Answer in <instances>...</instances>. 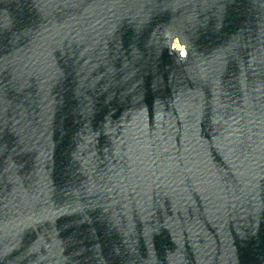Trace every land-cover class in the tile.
Returning <instances> with one entry per match:
<instances>
[{
    "label": "water",
    "instance_id": "water-1",
    "mask_svg": "<svg viewBox=\"0 0 264 264\" xmlns=\"http://www.w3.org/2000/svg\"><path fill=\"white\" fill-rule=\"evenodd\" d=\"M0 264H264V0H0Z\"/></svg>",
    "mask_w": 264,
    "mask_h": 264
},
{
    "label": "clouds",
    "instance_id": "clouds-1",
    "mask_svg": "<svg viewBox=\"0 0 264 264\" xmlns=\"http://www.w3.org/2000/svg\"><path fill=\"white\" fill-rule=\"evenodd\" d=\"M172 47H173L174 49L179 50V53H180L181 57H183V56L186 54L184 48L181 46L180 43H178V42H174V43L172 44Z\"/></svg>",
    "mask_w": 264,
    "mask_h": 264
},
{
    "label": "rangeland",
    "instance_id": "rangeland-1",
    "mask_svg": "<svg viewBox=\"0 0 264 264\" xmlns=\"http://www.w3.org/2000/svg\"><path fill=\"white\" fill-rule=\"evenodd\" d=\"M174 42H178L177 39H175V40L173 41V43H174ZM178 43H179V42H178ZM181 46H182V45H181ZM182 47H183V46H182Z\"/></svg>",
    "mask_w": 264,
    "mask_h": 264
},
{
    "label": "bare ground",
    "instance_id": "bare-ground-1",
    "mask_svg": "<svg viewBox=\"0 0 264 264\" xmlns=\"http://www.w3.org/2000/svg\"><path fill=\"white\" fill-rule=\"evenodd\" d=\"M174 40H175V39H174ZM174 40H173V41H174ZM172 44H173V43H172ZM183 48H184V47H183Z\"/></svg>",
    "mask_w": 264,
    "mask_h": 264
}]
</instances>
